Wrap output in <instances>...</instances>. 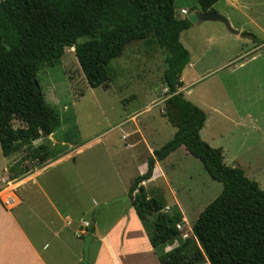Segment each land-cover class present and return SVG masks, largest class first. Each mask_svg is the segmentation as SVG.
<instances>
[{"label": "rangeland", "instance_id": "obj_1", "mask_svg": "<svg viewBox=\"0 0 264 264\" xmlns=\"http://www.w3.org/2000/svg\"><path fill=\"white\" fill-rule=\"evenodd\" d=\"M182 8L193 12L199 4L197 0H176L177 14L187 17L181 15ZM214 11L227 22L200 20L181 33V42L191 54L190 64L183 71L184 94L207 114L202 138L221 147L225 162L241 167L264 190V0H219ZM110 66L113 80L107 87H91L74 48L67 47L57 65L44 67L37 74L44 99L57 110L61 124L30 148L46 144L54 156L48 161L70 155L45 168L37 177L38 184L31 183L24 192L26 203L16 212L34 240L48 244L44 255L49 264H78L83 246L79 238L91 227L99 234L117 221L123 231L129 217L132 221L137 218L135 207L149 219L162 213L172 215L178 208L183 214L184 232L192 236L200 213L223 189L222 182L213 179L203 163L182 146L172 159L162 162L165 175L147 185L144 182L139 193L135 192L139 194L136 199L113 201L126 195L135 177L146 172L148 145L160 148L172 138L176 127L164 115L169 94L164 82L165 55L160 47L132 41ZM14 125L19 126V121ZM133 125L146 142L128 148L134 137L125 139L122 135L131 132ZM26 152L23 147L8 159L19 160ZM3 156L0 144V167L5 162ZM37 162L29 158L18 169L27 166L33 172L42 167ZM8 174H12L10 169ZM1 175L0 169L1 188L6 184L11 189L19 187L21 180H12V185L6 180L5 184ZM153 197L165 208L156 209ZM110 201L97 214V224L81 233V219L91 222L96 208ZM56 209L72 215L71 226L62 231L63 237H71L64 246L55 235L57 227L65 226L55 215ZM142 225L148 234L146 223ZM182 239L181 235L172 244L152 246L158 255ZM96 252L97 241L91 246L90 264ZM202 264L210 263L206 260Z\"/></svg>", "mask_w": 264, "mask_h": 264}, {"label": "trees", "instance_id": "obj_2", "mask_svg": "<svg viewBox=\"0 0 264 264\" xmlns=\"http://www.w3.org/2000/svg\"><path fill=\"white\" fill-rule=\"evenodd\" d=\"M219 0H197L204 11H214ZM192 26L176 11V0H0V144L4 156L26 147L14 163L11 178L29 172L23 166L31 158L43 165L53 156L46 144L30 148L50 136L61 124L60 115L42 93L37 74L57 65L74 48L81 70L91 87L113 80L111 62L135 40L160 47L165 55L164 82L168 121L176 127L172 138L154 150L147 170L135 177L130 199L153 176L157 161L184 146L199 159L209 175L223 184L221 193L200 213L193 235L166 252H158L161 264H264V190L239 166L225 162L223 149L201 136L206 112L185 97L183 71L191 54L181 33ZM84 38V39H82ZM20 125L15 126L14 122ZM135 194V195H134ZM134 201V200H133ZM150 200H148L149 202ZM156 209L165 204L153 197ZM151 244L157 248L182 235L177 228L183 214L142 216ZM91 233L94 227L89 229Z\"/></svg>", "mask_w": 264, "mask_h": 264}, {"label": "crops", "instance_id": "obj_3", "mask_svg": "<svg viewBox=\"0 0 264 264\" xmlns=\"http://www.w3.org/2000/svg\"><path fill=\"white\" fill-rule=\"evenodd\" d=\"M183 9L185 8H182L181 10ZM196 10H201L200 6ZM189 13L190 11H188V14ZM182 80L184 81V85L181 91L184 93L185 78L183 75ZM125 130L126 129L123 128V131ZM130 130L131 132H126L122 135V138L124 137L125 139L128 137H134V140L127 144L128 148H133L142 141L146 142L145 136L138 127L133 125ZM131 133H134V135L131 136ZM154 150V148L148 145L150 155L153 154ZM177 150L172 152L166 159L156 162L153 176L150 180L145 181L146 185L149 182L156 180L159 175H165L166 172L162 169V162L167 163ZM12 155L13 154L3 156L2 158L5 162L0 167L2 170L1 180L5 184L7 180L10 185H12V180L21 181H19V187L15 189H11L9 185L7 186V184L2 188L0 187V264H49L44 255V251L48 248V244L46 243L44 245H40L34 240V238L28 233L22 221L19 219L16 210L26 203V199L23 196L25 194L24 192L27 189H30L31 183H34L35 185L38 184L37 177H39L40 174L42 175L45 168L51 164H57L59 161L68 158L67 156L70 154L66 153L56 160H50L47 164L45 163L42 165V167L35 169L33 172L31 169L29 172L20 175L16 179H12L11 175L9 176L8 174L13 163L18 161L13 158L8 159L9 157H12ZM144 167L147 168V165ZM143 183L141 185V189L144 187ZM137 191V193H139V190ZM27 192L29 193V191ZM127 194L129 195V192ZM97 204L98 203H96V205ZM55 215L61 217L60 219L63 220L65 225L57 227V230L55 231V235L59 237V244L64 246L68 243V240L71 237H63L62 231L65 227L71 226L73 222L72 215L69 212L63 213L58 209L55 210ZM185 219L186 217L184 216V220ZM141 220L142 217L138 214L135 221H132L131 217L127 219V222H125L124 226H122V229H124L123 231L119 230L120 221H117L110 227L105 228L104 232L99 234L96 232L93 233L96 237L94 242L97 241V252L92 260V264H160L158 255L150 242V238L146 233ZM52 223L55 224L54 221H52ZM73 235L78 237L76 233ZM79 239H81V237ZM173 246H167L165 251L171 250ZM78 255L77 263L80 264L79 262L82 259V250Z\"/></svg>", "mask_w": 264, "mask_h": 264}, {"label": "water", "instance_id": "obj_4", "mask_svg": "<svg viewBox=\"0 0 264 264\" xmlns=\"http://www.w3.org/2000/svg\"><path fill=\"white\" fill-rule=\"evenodd\" d=\"M187 18L191 21V23H196L198 21L202 20H221L227 22V19L224 16H221L215 11H204L203 9L190 12L187 16ZM129 195L126 194L124 196H121L120 198H116L113 201L121 200L124 201L126 199H129ZM113 201L106 202L101 204L98 208H96L92 219L91 224L94 226L96 224V216L97 214L104 209L107 205L112 203ZM126 202V201H125ZM82 259L80 260V264H90V254H91V246L96 239L95 235L91 232L85 233L82 237Z\"/></svg>", "mask_w": 264, "mask_h": 264}, {"label": "built area", "instance_id": "obj_5", "mask_svg": "<svg viewBox=\"0 0 264 264\" xmlns=\"http://www.w3.org/2000/svg\"><path fill=\"white\" fill-rule=\"evenodd\" d=\"M181 13L187 15V14H188V11H187L186 9H183V10H181ZM80 223H81V226H83V228H84V229L81 231V233H84L85 230H86L88 227H90V225H91L89 221L84 220V219H81ZM177 228H178V230L182 233L183 238H188V237H190V235H189L190 233H189V232H187V231L184 232V228H183L182 223H178V224H177Z\"/></svg>", "mask_w": 264, "mask_h": 264}, {"label": "clouds", "instance_id": "obj_6", "mask_svg": "<svg viewBox=\"0 0 264 264\" xmlns=\"http://www.w3.org/2000/svg\"><path fill=\"white\" fill-rule=\"evenodd\" d=\"M90 224H91V222H90Z\"/></svg>", "mask_w": 264, "mask_h": 264}, {"label": "bare ground", "instance_id": "obj_7", "mask_svg": "<svg viewBox=\"0 0 264 264\" xmlns=\"http://www.w3.org/2000/svg\"><path fill=\"white\" fill-rule=\"evenodd\" d=\"M88 229V228H87Z\"/></svg>", "mask_w": 264, "mask_h": 264}]
</instances>
